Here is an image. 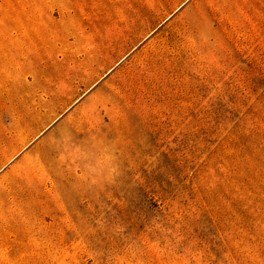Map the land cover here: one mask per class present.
I'll return each instance as SVG.
<instances>
[{
    "label": "rangeland",
    "instance_id": "1",
    "mask_svg": "<svg viewBox=\"0 0 264 264\" xmlns=\"http://www.w3.org/2000/svg\"><path fill=\"white\" fill-rule=\"evenodd\" d=\"M0 264H264V0H0Z\"/></svg>",
    "mask_w": 264,
    "mask_h": 264
}]
</instances>
